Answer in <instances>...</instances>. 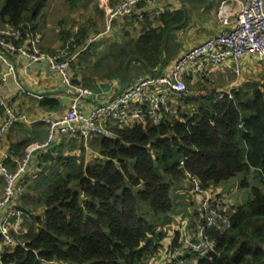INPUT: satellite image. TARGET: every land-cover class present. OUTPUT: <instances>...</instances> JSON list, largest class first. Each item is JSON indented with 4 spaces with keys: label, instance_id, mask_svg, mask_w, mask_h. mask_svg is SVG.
<instances>
[{
    "label": "trees",
    "instance_id": "1",
    "mask_svg": "<svg viewBox=\"0 0 264 264\" xmlns=\"http://www.w3.org/2000/svg\"><path fill=\"white\" fill-rule=\"evenodd\" d=\"M44 2L0 0V25L34 26ZM184 19L183 10L146 19L141 22L139 35L130 37L126 32L119 44L106 43L95 58H111L116 65L108 79L121 74L128 79L126 72L132 62L141 64L147 74L149 68L160 71L168 62L167 57L163 61L167 31L182 25ZM85 33L86 29L79 30L81 37ZM91 49L85 54L92 55ZM90 81L86 78L85 86L93 87ZM188 87L199 93L201 84ZM197 93L178 98L181 107L190 110L183 113L179 107L181 119L146 127H114L113 137L92 140L91 147L99 156L91 163L85 164L87 151L82 140L77 142L78 156L63 157L59 152L54 157L52 151L57 145L42 153L51 155L44 170L38 171L34 185L46 188L37 199L29 195L33 202L28 205L23 194L18 207L29 217L35 206L42 205L44 217H30L24 231L15 235L25 247L2 254L1 264H145L146 258L159 250L158 242L164 238L162 227L170 223L177 209L181 195L176 190L182 188L185 172L205 188L251 171L258 173L264 184V83L237 90L230 100L214 101L211 93ZM39 107L54 111L63 108L49 97ZM241 185L248 186L245 180ZM211 237L215 251L198 264H264L261 188L251 187L248 199L234 206L229 228L213 229Z\"/></svg>",
    "mask_w": 264,
    "mask_h": 264
},
{
    "label": "built area",
    "instance_id": "2",
    "mask_svg": "<svg viewBox=\"0 0 264 264\" xmlns=\"http://www.w3.org/2000/svg\"><path fill=\"white\" fill-rule=\"evenodd\" d=\"M148 1L121 0L111 5L106 0H100L105 31L82 39L79 30H76L65 38L63 48L55 55L43 52L41 36L34 26L27 23L19 26L0 25V50L3 53L27 63L47 59L50 70L58 75L61 85L72 95L61 115L34 113L32 119L28 114L16 111L8 100L0 96V108L4 115L0 121V178L4 181L0 196V256L15 247H25L23 241L16 239L13 230L15 225L28 218L19 209L18 201L25 191V178L37 174L38 164L33 162L36 154L46 153L49 147L58 145L61 138L67 136L82 140L88 152L89 141L113 137L114 127L129 128L135 124L146 127L174 120L179 117L178 108L181 107L178 98L191 94L188 84H203L230 63L235 73L240 75L241 60L244 58L264 67V0H242L239 8H236L234 0H220L214 13L219 26L215 34L190 47L159 75L136 77L128 82V87L123 91L95 103L91 108L81 105L93 95L94 90L72 81V68L78 57L103 40L104 33L112 31L116 21L131 18L141 23L143 16L139 5ZM112 84L117 86L115 82ZM237 87L233 82L225 89L218 90L213 100H230ZM35 121L43 122L48 128L45 142L30 143L22 157L16 156L13 151L7 153L2 150V138L10 127ZM9 164L13 165V169L9 168ZM185 178L190 186V196L193 195L192 200L197 206V214L192 217L172 214L171 219L174 218L177 228L171 238L161 240L155 254L146 258L148 264H198L200 259L208 258L215 251L211 231L229 228L232 210L227 211L228 204H231L228 196L213 185L205 188L188 172H185Z\"/></svg>",
    "mask_w": 264,
    "mask_h": 264
},
{
    "label": "crops",
    "instance_id": "3",
    "mask_svg": "<svg viewBox=\"0 0 264 264\" xmlns=\"http://www.w3.org/2000/svg\"><path fill=\"white\" fill-rule=\"evenodd\" d=\"M109 4L114 5L118 4L121 0H106ZM220 0H155L153 2L148 1L146 3H142L139 5V9L141 10V14L143 16V21L148 20H156L159 15L165 14L167 12H173L175 10H183L185 12V19L183 21V24L180 25L177 28H172L167 31V44H169L170 40V34L172 33V38L174 46L171 47V49L168 50L167 45V52L165 53V61L167 57V61L170 62V64L178 59L180 56H182L190 47L197 45L201 43L202 41L206 40L208 37L212 36L219 30L218 23L215 21L214 13L218 6ZM236 1V8H239L241 5L242 0H234ZM98 4V8L95 11L99 12L102 6L100 4V0H96ZM203 4L205 5L207 3V6H201L197 8H192L191 4ZM100 11V12H101ZM193 21L203 22L206 29L200 28V32L195 31L193 26ZM97 24L102 25L105 28L104 20L103 23L94 20ZM154 22V21H153ZM139 25V26H138ZM155 26H159V23L156 21L154 22ZM186 25H188L186 27ZM136 27H139L141 30V23H136L132 21L131 18H124L122 20H118L114 23V27L111 31V33H107L106 38L110 41H117L121 42L123 39L122 37L127 34L130 35V37H135L140 34V31L137 32L136 35H133V30ZM103 29V28H102ZM121 34V35H120ZM120 35V36H119ZM116 36V38H115ZM105 40V39H104ZM181 40V42H179ZM58 43L55 42L54 45H52L54 48L57 47ZM45 34L42 33V46L45 47ZM98 46V47H97ZM96 46V51L94 52V57L98 53V50L103 47V45H100L98 43ZM94 47H92L93 49ZM91 49V50H92ZM90 50V51H91ZM89 53L81 54L75 65H77L76 68H72L71 78L73 83L75 82L77 84H81V82L85 83L86 78L88 79V76H84L83 74H79V68L80 66V60H86V59H96L93 57V55H90ZM86 58V59H85ZM79 60V61H78ZM74 65V66H75ZM155 72V71H154ZM221 71H217L215 75L219 77L221 75ZM80 75V76H79ZM215 76V77H216ZM221 77V76H220ZM219 77V78H220ZM218 78V79H219ZM120 79H107L102 81H97L92 83L91 81L89 84L93 87H89V89L94 90L93 95L83 102H81V105H84L85 107L91 108L95 103L101 102L104 100H107L108 97H112L116 95L118 92L123 91L128 84V79H125L124 83H119ZM75 81V82H74ZM121 81V80H120ZM113 82L116 83V87L113 86ZM121 84L124 85V87L121 86ZM201 84V83H200ZM110 85V86H109ZM202 85V84H201ZM88 87V86H87ZM113 88V89H112ZM193 93L192 91H190ZM0 96L4 98V100H8L9 103L12 105L13 108H15L16 111L20 113H25L30 116L32 119V114H40V113H53L56 116H59L62 114V112L67 109V106L70 103V100L72 98V95H69L66 92V88L63 87L60 83V79L56 73L45 67L43 64H41L39 67L32 66L30 63H27L25 60L22 59H16L15 57H12L8 53H3L0 50ZM46 97L56 99L60 102L61 106L63 107L60 111H54V110H45L44 108H40L39 104L42 100L46 99ZM87 108V109H88ZM3 109L0 108V121L3 118ZM48 135V128L43 122H26V123H18L12 127L9 128L8 132L4 136L2 142H1V148L7 153L14 152V154L18 157H22L25 154V148L27 145L33 142H45ZM74 139L77 141L75 142ZM92 141V140H91ZM79 142V139L76 137H62L60 140L59 145L55 147H49L47 151H52V155L56 157V155L60 154L63 157L73 156L77 153L76 143ZM74 145L75 148L74 149ZM80 150V149H79ZM60 152V153H59ZM75 153V154H73ZM45 154V153H43ZM42 153H38L34 156L33 162H36L38 164L37 166V177H38V171L41 172L43 169V166L45 164V161L50 159L51 154H47L46 156ZM99 155L97 154L96 158ZM44 162V163H42ZM40 165V166H39ZM9 168L13 169V165L9 164ZM48 172V171H47ZM36 177V178H37ZM3 182V186L0 189V196L3 193V187H4V181L0 178V185ZM223 184L213 185L218 190H222L224 187L226 190V186ZM240 184V185H239ZM242 181L239 183L237 182L234 185V192L237 191L238 188L241 187V189H244ZM212 186V185H211ZM233 191H226L225 196H229V194L233 193ZM223 192V190H222ZM26 194V193H25ZM182 197L187 196L186 203L183 204V206H189L190 208L186 210L187 216H190L193 214H197V206H194V201H190V197L187 194L180 193ZM228 201V200H227ZM229 202V201H228ZM178 207L179 204H178ZM181 209H175L174 213H180L183 215V212ZM45 212V210H44ZM44 212H42L44 214ZM34 217H39L36 213H31ZM172 216V215H171ZM26 219L23 222L18 223L14 226L13 232L15 234H19L24 231L25 227L23 228L22 224H25ZM164 239V238H163ZM161 239V240H163ZM161 240L158 242L161 243Z\"/></svg>",
    "mask_w": 264,
    "mask_h": 264
},
{
    "label": "rangeland",
    "instance_id": "4",
    "mask_svg": "<svg viewBox=\"0 0 264 264\" xmlns=\"http://www.w3.org/2000/svg\"><path fill=\"white\" fill-rule=\"evenodd\" d=\"M153 1H155V0H151V2H153ZM43 5L44 6L41 8L40 15L35 20V22H33V25L36 27L37 31L39 32V34L41 36V45L40 46H41L44 53L46 52L49 55H55L56 53H58L63 48V42L65 41V39H63V37H64L65 33H67V32H68V35H71L80 29H86V33H85L84 37L83 36L81 37L83 39V38H85V36H88L91 34L102 33L105 31V28L103 27V24H102L103 20H105L104 14L101 11V9L99 10V12L95 11L96 9H99L96 0H73L72 2H70V0H45ZM191 5H192V8H197V7H201V6H207V3L205 5H203V4H191ZM94 20L101 22L102 25L97 24L96 22H94ZM187 26L188 25H186V27ZM192 27L195 29V31H198V32L201 31L200 28L206 29L204 23L198 22V21H195V22L193 21ZM139 31H140V28L135 26V29L133 30V35H136L137 32H139ZM42 33L45 34L46 45L44 48L42 46ZM107 33H111V30L106 31V33H104L103 40L95 43L92 46V47H94L91 50L92 55L96 51V46L98 43H100V45H103V46L108 42L119 44V42H117L118 40L117 41H110L109 39H107L106 38ZM172 33H173V31H171V34H170V40L168 42L169 43L168 44V50L174 46V43H172L173 42ZM115 38H116V36H115ZM55 42H57L58 44L56 45L57 47L54 48L52 45H54ZM179 42H181V40H179ZM93 57H94V55H93ZM110 60H111V58L80 60V62H81L80 66L81 67L79 68V74L80 75L83 74L84 76H88L89 80H94L95 82L102 81V80L105 81L108 79L107 75L111 71L116 70V65L112 64L110 62ZM241 62H242V64H241L242 71H241L240 75H237L235 73L233 64L230 63V65H227V66L225 65V67L221 70V72H220L221 75H219V77L221 76L220 78L217 77L216 75H213V77H210L209 79L204 81L203 84L201 85V87L199 88V93L196 92V91H198V89L195 90L191 87L189 88L190 91H192L193 94L197 93L199 96L210 95V93L212 95H214L215 92H217L218 90L225 89L226 87H228L233 82H235L238 85V87H237L238 90H246L247 87H249V86L251 87L254 83H257V82L264 83V67H262L259 63L255 62L254 60H251V59L248 60V59L244 58L241 60ZM92 64H95L96 66L93 67ZM168 65H170L169 61L167 62V64L165 66L160 68V71L156 70L155 72H149L147 74V73H144L143 67L141 66V64H136V63L132 62L130 64V67L128 68V70L126 72V74L128 75V81H132L136 77H144L145 75L157 76L160 74V72L162 70H164L166 67H168ZM113 78L117 79V80L120 79L121 81L119 80L118 81L119 83L125 82V78L122 74L116 75L115 77L114 76L111 77V79H113ZM81 85L84 86L85 88H89V86L88 87L85 86V84L83 82H81ZM121 86L124 87L123 84H121ZM109 98H111V97H108L107 99H109ZM181 112L188 113V112H190V110L186 106H183V108L181 109ZM178 116L179 117H176L174 119H181L180 118V112H178ZM3 138H2V140H3ZM91 143H92V141H89L88 145H87V147L90 148V151L86 152L85 164H88V163H91L92 161H95L94 159H96V156L98 154L95 150L92 149ZM76 144H77L76 145L77 153L79 155V145L80 144L79 143H76ZM76 148L74 145V149H76ZM73 154H75V153H73ZM74 156H76V154ZM36 167H37V165H36ZM36 176H37V174L34 177H31L28 175L27 178H25L24 183H23L24 190H25L24 194L25 193L28 194V196H27V194H25L26 196H24L25 197L24 202L27 205L30 204L31 202H33V200L29 198V195L34 196V198H36V197L38 198L40 194H43L44 189L46 188V187L42 188V187L38 186L37 184L34 185L35 184L34 180L37 179ZM257 176H258V173H256V172L254 173L251 171V172L247 173L246 175H242V174L236 175V176L232 177V179H230L227 183L224 184V186H226V190L224 187L222 188V190L225 194H226V191L227 192L233 191L234 185L237 182L239 183L240 181L245 180L248 184V186L245 187L244 189H241V187H240L237 189L236 192L233 191V193L229 194L228 200L231 201V204H228L229 207H228L227 211H229L230 208H231V210H233L234 206L239 205V204L243 203L244 201H246L249 197V194H250V188L253 187L254 185L260 187L261 190L264 192V184L261 181H259V178ZM40 179H41V177H40ZM1 184L2 185H0V189L3 186V182ZM29 184H31L32 186H31V189L27 190V187ZM48 186H49V184H48ZM176 192H179V194L180 193L187 194L190 197V201H192V199H193V195L190 196V186H189V183L185 177L183 179L182 188L180 190H176ZM36 199H35V201H36ZM186 200H187V196H184V197L181 196V198L178 200V204H179V201H181V203L179 204L180 207H178V204H177L178 209H181L183 207V209L181 210L183 212V217L187 216L188 213H186V210H188L190 208L189 206H183V204L186 203ZM194 206H196L195 203H194ZM144 211H145V208H144ZM32 212L36 213L39 216V218H41V219L44 217V214L42 213V212H44L43 206L42 205L35 206V209L33 211L29 212L30 216L28 218H26L25 224L24 223L22 224L23 228L27 227L31 218L33 219L34 216L31 214ZM148 213H149V216L151 218L153 216L152 211L149 210ZM144 216H146V217L148 216L147 211L144 212ZM192 216H193V214L190 215V217H192ZM147 221H150V220H147ZM176 225H177V223L173 218V219H171L170 223L168 224V227H162L164 230V241L172 237L174 230L177 228ZM161 229H159V230H161ZM146 264H148V262H146Z\"/></svg>",
    "mask_w": 264,
    "mask_h": 264
},
{
    "label": "water",
    "instance_id": "5",
    "mask_svg": "<svg viewBox=\"0 0 264 264\" xmlns=\"http://www.w3.org/2000/svg\"><path fill=\"white\" fill-rule=\"evenodd\" d=\"M163 61H165V58H164V60ZM32 66H37V67H39L41 64H43L45 67H47L48 69H50L49 67H48V61H47V59H45V60H43V61H41V62H31L30 63ZM149 71L150 72H154V71H156V70H152V69H150L149 68ZM124 75V74H123ZM127 87H128V84H127ZM126 87V88H127Z\"/></svg>",
    "mask_w": 264,
    "mask_h": 264
}]
</instances>
